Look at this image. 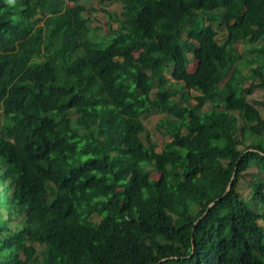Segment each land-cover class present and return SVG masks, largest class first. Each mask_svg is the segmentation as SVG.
Listing matches in <instances>:
<instances>
[{
	"label": "trees",
	"instance_id": "trees-1",
	"mask_svg": "<svg viewBox=\"0 0 264 264\" xmlns=\"http://www.w3.org/2000/svg\"><path fill=\"white\" fill-rule=\"evenodd\" d=\"M261 108L264 0H0V264H264Z\"/></svg>",
	"mask_w": 264,
	"mask_h": 264
},
{
	"label": "rangeland",
	"instance_id": "rangeland-1",
	"mask_svg": "<svg viewBox=\"0 0 264 264\" xmlns=\"http://www.w3.org/2000/svg\"><path fill=\"white\" fill-rule=\"evenodd\" d=\"M65 2H67V0H65ZM68 3H70V1H68ZM109 8H113V9L119 10L120 9V4L117 3V2H113L112 4L109 5ZM93 16H94V14H93ZM95 25H98V20L96 21L95 18H92V26H95ZM195 65H196V61L191 60L189 66H188V71L189 72L194 71ZM252 98H255V99H258V100L263 99V92L255 91L253 93V95L250 97L249 100H251ZM191 101L195 103V101L193 99ZM260 110H263L264 111V108L263 109L261 108ZM159 118H160V115H157L155 113H153L151 115H148V116H146L144 118V123H145L148 131L151 133V135L155 134L154 132L156 131V123L159 120ZM6 122H7V119L3 117L2 113H1V109H0V126H1V124L6 123ZM161 148H162V140L160 138L158 140L157 150H160ZM244 185L245 184L243 182V179H240L239 184H238V187H237L238 190L239 191H242Z\"/></svg>",
	"mask_w": 264,
	"mask_h": 264
},
{
	"label": "water",
	"instance_id": "water-1",
	"mask_svg": "<svg viewBox=\"0 0 264 264\" xmlns=\"http://www.w3.org/2000/svg\"><path fill=\"white\" fill-rule=\"evenodd\" d=\"M232 178H233V176H232ZM231 182H232V181H230V183L228 184L227 189H226V192H228V190L230 189V187H231ZM210 205H212V203H211Z\"/></svg>",
	"mask_w": 264,
	"mask_h": 264
}]
</instances>
